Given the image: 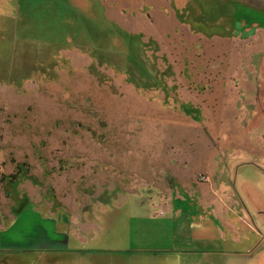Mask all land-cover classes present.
Segmentation results:
<instances>
[{
    "label": "rangeland",
    "instance_id": "obj_1",
    "mask_svg": "<svg viewBox=\"0 0 264 264\" xmlns=\"http://www.w3.org/2000/svg\"><path fill=\"white\" fill-rule=\"evenodd\" d=\"M254 1L0 0V220L70 234L36 264H262Z\"/></svg>",
    "mask_w": 264,
    "mask_h": 264
},
{
    "label": "crops",
    "instance_id": "obj_2",
    "mask_svg": "<svg viewBox=\"0 0 264 264\" xmlns=\"http://www.w3.org/2000/svg\"><path fill=\"white\" fill-rule=\"evenodd\" d=\"M257 1L259 2V0ZM252 2L251 5L257 6L256 1L252 0ZM199 5L201 6V4ZM258 5L264 6V4L261 3H258ZM262 9L263 7L256 9V13L252 14L254 16H252L250 23L261 21L260 11ZM261 25L263 24H252L253 27H256V31ZM241 27H243V25ZM245 27L247 26L245 25ZM213 33L214 32L210 33L211 37ZM60 218L59 215H53V217L44 216V218L39 215V217H37L35 212H25L21 210L1 219L0 264H4V260L6 259L15 261L17 264H36L38 258L36 261L34 253L38 251L41 252L40 249L44 248L46 251H51L52 249L69 247L70 234L65 227L62 229ZM244 219L246 218L244 217ZM249 226L250 228L253 226L251 221ZM238 240L240 242L242 241L241 238ZM253 246L252 244L250 245L251 248L245 250L247 253H250L248 254L250 256H252L251 252H254ZM258 248H256L255 251ZM25 251L28 252L23 253ZM240 252H243V250H240ZM260 253L262 255L261 263L264 264V248L260 250ZM29 255H32L34 258L31 260Z\"/></svg>",
    "mask_w": 264,
    "mask_h": 264
},
{
    "label": "trees",
    "instance_id": "obj_3",
    "mask_svg": "<svg viewBox=\"0 0 264 264\" xmlns=\"http://www.w3.org/2000/svg\"><path fill=\"white\" fill-rule=\"evenodd\" d=\"M20 175H21V173L19 174V173H17V174H15L14 176H13V178H15V179H10V182H12V183H17L19 180H20ZM5 177V175L3 176V178Z\"/></svg>",
    "mask_w": 264,
    "mask_h": 264
}]
</instances>
